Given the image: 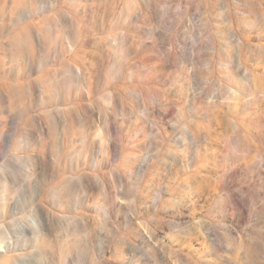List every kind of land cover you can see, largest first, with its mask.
I'll return each mask as SVG.
<instances>
[{
  "label": "rangeland",
  "instance_id": "1",
  "mask_svg": "<svg viewBox=\"0 0 264 264\" xmlns=\"http://www.w3.org/2000/svg\"><path fill=\"white\" fill-rule=\"evenodd\" d=\"M144 88L158 92L146 111ZM133 99L147 117L138 124L126 118ZM122 114L120 135L147 156L144 170L167 183L204 162L206 176L209 154L223 151L243 170L248 221L264 219V0H0V209L13 215L29 203L31 170L58 189V202L44 204L50 227L93 242L118 229L124 239L97 246V261L151 264L144 242L159 229L142 208L139 222L129 215L147 197L133 186L118 194L126 177L94 166ZM157 130L168 137L159 152ZM232 255L243 264V252Z\"/></svg>",
  "mask_w": 264,
  "mask_h": 264
},
{
  "label": "clouds",
  "instance_id": "2",
  "mask_svg": "<svg viewBox=\"0 0 264 264\" xmlns=\"http://www.w3.org/2000/svg\"><path fill=\"white\" fill-rule=\"evenodd\" d=\"M137 69L146 70L141 64H137ZM132 75L130 71L126 84L130 83ZM97 83L98 86L104 83L103 70ZM144 92L146 97L141 96L140 99L144 100L146 111L158 92L149 88H144ZM135 104L133 99L125 105L129 109L126 118L138 124L141 118L147 117L143 112L137 113ZM123 118V114L117 117V135L113 137L108 133L107 142L110 147L98 154L101 158H94V166L104 164L109 167L111 174L126 177L127 186L122 183L116 190L118 194L125 193L126 187L133 186L137 198L147 197L137 207L130 208L129 215L136 213L133 218L139 222L138 209L142 208L144 215L145 211L149 213L148 221L154 222L159 229L160 235L153 232L150 238L151 247L147 241L144 242L148 261L151 264H234L232 253L239 250L243 252V264H264V219L254 216L251 223L248 221V199L242 191L245 180L243 170L233 172V169L239 167L238 163L227 153L218 150L217 153L209 154L211 163L207 165L208 175L201 176L200 168L204 166V162H201L196 168L186 167L183 179L176 177L166 183L150 165L147 170L143 169L147 164L144 153L136 155L127 151L129 145L120 135L122 125L119 121ZM148 123L155 126L156 122ZM144 127H148V124ZM80 131L83 132L84 129L81 128ZM156 136L159 137L156 142L161 146L157 151H163L164 141L168 137L161 135L159 130ZM94 139L93 137V141ZM90 156V153L84 152L85 165ZM78 157L79 154L65 161V167L71 168L80 163ZM138 167L142 169L139 173ZM34 180L35 184L32 183ZM25 185L31 191L32 199L22 211L9 215L7 207L0 209V254H3L0 264H20L21 261L29 260L32 264H84L85 258L88 264H100L96 259V247L102 251L106 245H115L124 239L118 229L116 234L106 230V237L97 238L95 242L88 239V232L82 236L70 237L64 232L56 231L54 227H50L51 221L45 215L44 204L47 201L54 206L58 202V189L47 185L41 187L31 170L24 179ZM249 191L252 195H261L254 189ZM161 192L166 193L167 198L161 196ZM125 195L127 198L128 193ZM116 199H120L119 195ZM261 204L264 206V200ZM259 215L264 217V211ZM21 224L24 225L23 228L19 227ZM21 245L24 250L9 252V246L19 248ZM141 259L144 257L141 256Z\"/></svg>",
  "mask_w": 264,
  "mask_h": 264
}]
</instances>
